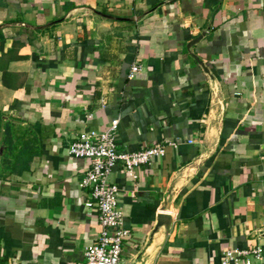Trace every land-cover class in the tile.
Masks as SVG:
<instances>
[{
  "label": "crops",
  "instance_id": "0c3cea01",
  "mask_svg": "<svg viewBox=\"0 0 264 264\" xmlns=\"http://www.w3.org/2000/svg\"><path fill=\"white\" fill-rule=\"evenodd\" d=\"M113 120L119 151L166 146L110 177L128 264L264 249V0H0V264L82 260L100 228L67 146Z\"/></svg>",
  "mask_w": 264,
  "mask_h": 264
},
{
  "label": "built area",
  "instance_id": "2783aa9c",
  "mask_svg": "<svg viewBox=\"0 0 264 264\" xmlns=\"http://www.w3.org/2000/svg\"><path fill=\"white\" fill-rule=\"evenodd\" d=\"M140 76L141 65L132 64L128 79ZM104 101L101 98V106ZM117 125L118 120H113L104 130H84L67 146L68 155L89 161L80 187L88 190L89 199L84 205L89 210L88 215L95 213L100 228L95 242L85 248L82 260L75 264H128L122 252L124 242L131 238V232L124 227L119 186L110 177L119 165L123 175L135 180L138 167L149 165L152 160L165 155L166 146L162 144L133 152L119 151L116 144ZM167 146L176 147V144L170 142ZM211 264H264V249L261 246L245 250L227 249L221 253L217 263Z\"/></svg>",
  "mask_w": 264,
  "mask_h": 264
},
{
  "label": "water",
  "instance_id": "95a60500",
  "mask_svg": "<svg viewBox=\"0 0 264 264\" xmlns=\"http://www.w3.org/2000/svg\"><path fill=\"white\" fill-rule=\"evenodd\" d=\"M192 43H193V42H192ZM192 43H191V44H192ZM170 220H171V218H170L169 215H161V216L158 218V220H157V226H156V227H159V226H162V225H164V226H168L169 223H170Z\"/></svg>",
  "mask_w": 264,
  "mask_h": 264
},
{
  "label": "trees",
  "instance_id": "16d2710c",
  "mask_svg": "<svg viewBox=\"0 0 264 264\" xmlns=\"http://www.w3.org/2000/svg\"><path fill=\"white\" fill-rule=\"evenodd\" d=\"M10 136H11V130H10V128L9 127H7L6 129H5V143L8 145V149H9V147L12 145V142H11V138H10Z\"/></svg>",
  "mask_w": 264,
  "mask_h": 264
}]
</instances>
